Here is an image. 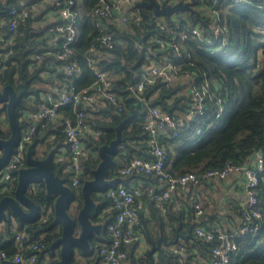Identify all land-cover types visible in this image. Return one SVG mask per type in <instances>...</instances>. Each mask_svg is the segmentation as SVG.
<instances>
[{"label":"trees","instance_id":"trees-1","mask_svg":"<svg viewBox=\"0 0 264 264\" xmlns=\"http://www.w3.org/2000/svg\"><path fill=\"white\" fill-rule=\"evenodd\" d=\"M21 1L0 0V85L12 84L18 91H24L16 108L19 122L24 129L32 121L29 113L40 103H49L46 97L48 94L57 98L59 94L54 88L61 86L68 76L64 69L67 61L58 59L56 48L48 43L49 26L35 25L36 18L32 15L34 10L20 21L17 30H9L13 17L11 10L19 7ZM26 1L29 5L38 3L37 0ZM211 2L212 0H196L195 11H179L169 16H157L153 8L138 7L135 4L133 7L139 13V20L119 24L111 18L93 15L101 0L79 1L77 7L81 16L78 36L71 44L72 54L69 60H77L80 73L73 79V83L78 88L91 84L96 77L92 68L94 63L101 70L110 72L112 88L117 94L116 103L103 97L91 104L81 103L76 106L77 109L88 112L87 122L90 126V131L83 135L86 155L81 162L82 183L92 177V170L101 160L99 147L110 143L116 137V127L131 114L133 116L122 128L123 140L115 157V164L108 169L107 175L121 176V183L125 185L132 181H155L151 174L142 171H132L127 175L120 173V169L133 157L154 158L149 141L150 133L142 127L144 115L151 106L160 107L179 122L178 135L172 136V129L160 135V143L167 151L166 167L173 175L221 168L228 161L252 164L259 152L264 158V0H248L232 6L227 0L217 6L220 23L226 28L222 31V36L229 37L228 44L217 52L209 51L208 45L192 33L193 28L199 27L204 34L212 35L210 24L214 15L208 8ZM160 23L173 28L179 24L180 27L174 28L169 36ZM105 33L111 34L112 47L101 44L99 38ZM155 37L172 40L174 45L162 47L154 40ZM176 43L182 53L180 58L174 54ZM36 53L41 55L40 59L35 57ZM166 57L182 63L181 72L193 70L195 79L192 82L198 88L207 87L203 114L189 116L192 95L188 87L192 83L182 79L168 83L157 78L153 82H146L140 94L144 97L145 104H138V99L129 86L141 78L151 61H164ZM58 111V128L54 131L56 137L47 143L41 157H45L49 151L55 157L65 145L62 123L66 117H74L75 107L72 103L61 104ZM42 124L41 121L37 122L33 139L28 145L35 143L37 147L46 142V136L53 132L51 128L54 123L47 126ZM96 131L98 133L94 134ZM9 135L6 103L0 102V138H7ZM69 165V157L54 162L55 171L64 176L67 182L70 181ZM198 186L190 184L185 188H177L174 193L179 194L175 197L182 203L181 207L174 209L175 199L173 201L170 198L165 203L164 213L154 199L143 200L147 203L157 232L159 227L166 238H176L179 235L185 237L194 224L191 236L186 237L189 243L187 253L191 255L190 249L196 248L208 257L212 244L197 236L194 228L198 224L202 225L203 218L209 217L214 221L218 215L216 212L204 211L203 204L202 213L197 214L195 204L200 201L197 200ZM75 190L78 193L76 209H79L83 204L81 186ZM255 191L258 201L256 207L264 209V170ZM31 196L42 209L41 215L33 221H22L11 214L8 219L0 222V249L6 250L9 256L15 254L18 249L16 234L26 227L29 239L41 238L45 244L43 251L38 252L35 264H42L46 254L49 255L48 264H59L60 247L52 245V242L60 236L61 227L52 223L55 216L53 198L46 196L42 184L38 192L31 193ZM95 197L101 201L100 209L103 213L96 220L108 223L115 215L111 199L96 194ZM216 201L214 205L218 204L219 199ZM185 213L189 218L187 222ZM145 218L147 216L140 213L142 231L153 244H157L160 236L155 239ZM110 237L106 227L102 237L92 238L93 250L91 254L85 255L86 264H104L99 250L102 245L110 242ZM238 242L239 249L232 254L228 264H264V214L258 235L247 234L238 238ZM30 252H25L26 259ZM75 256L74 261L78 264ZM180 257L184 262L187 258L191 259L190 256ZM175 258L179 256L161 245L158 261L154 259V263L159 264V261ZM129 264H150L148 251L138 256L132 248L129 252Z\"/></svg>","mask_w":264,"mask_h":264},{"label":"built area","instance_id":"built-area-1","mask_svg":"<svg viewBox=\"0 0 264 264\" xmlns=\"http://www.w3.org/2000/svg\"><path fill=\"white\" fill-rule=\"evenodd\" d=\"M80 0H54L53 7L59 16L56 22L49 25V31L57 34V39L54 42V48L57 51V58L67 61L65 72L68 79L61 86H56L54 90L59 94L57 98L53 94H48L47 102H42L40 105L29 113V118L32 119L30 124L22 129L20 141L13 153L11 159L2 168L0 175V184L9 191H13L17 185V170L20 167L27 165L26 150L28 142L32 141L37 128V122L41 121L43 126L55 123L58 119V107L61 104L72 103L75 107L74 117L68 116L63 120L62 132L65 135V147L62 151L56 153L55 162L70 158V181L68 182L74 189L82 186L81 175L82 159L86 155L83 143V135L90 131V126L87 122L88 112L84 109H77L76 106L81 103L91 104L103 97L109 98L113 102H117V94L114 91L112 76L109 71L101 70L96 64H92L95 72L94 81L82 88H78L73 79L79 76L80 70L77 60L70 59L72 54L71 44L77 40L78 25L81 12L77 5ZM139 0H101L98 7L95 8L93 15L99 18H111L120 23H126L130 20L138 21L140 16L138 11L133 7ZM162 1V0H160ZM177 1V0H170ZM186 1V0H185ZM227 0H212L208 7L209 11L214 15V19L210 24L212 35H206L199 27L192 29L193 35L201 38L211 52H217L225 47L229 42V37L222 36V31L226 30L224 25L219 20V10L217 6ZM229 5L238 3H246L248 0H229ZM37 6V3L29 5L26 0L20 2L19 7H14L11 10L13 15L10 21L9 30L15 31L21 20L25 19L31 11ZM161 27L166 29L170 36L174 28H179L176 24L169 27L165 23H160ZM99 40L106 47L113 46L112 36L109 33L102 35ZM162 47L167 45L172 46V40H164L158 37L154 38ZM94 49V48H92ZM174 54L181 57L179 46L176 43ZM190 56V54H188ZM37 59L41 58L39 53L35 54ZM193 64L192 62L190 63ZM182 63H177L174 60L166 57L164 61H151L143 72L141 78L129 88L134 92L138 101H144L141 91L146 82H153L157 78H161L168 83L182 79L189 82L188 90L192 95L190 116L203 114L205 112L203 100L207 96L208 89L202 86V89L192 82L195 79V72L187 69L180 71ZM120 107V104H119ZM179 122L175 117L162 110L158 106L149 107L144 115L142 127L150 133V143L152 145L151 152L153 159L143 157H133L125 166L120 169V173L127 175L132 171H142L151 174L155 181L153 183H143L141 181H132L129 185L121 182L115 187L107 188L101 191L98 196H107L111 199L112 206L115 208L114 217L106 224V227L111 235L110 242L101 246L99 252L104 264H129V252L134 248L138 249L139 244L143 239V231L141 228L140 211L138 203L141 199H154L156 205L161 212H165V203L172 197V194L177 188H185L190 184L200 185L203 182L210 181L214 178L228 179L233 173H239L244 176V192L247 196L246 204L244 205L241 216L242 222L237 228L227 227L220 222L213 223L208 227L198 224L194 231L197 236L204 238L210 242L211 253L209 256V264H228L232 254L239 249L238 238L251 234L258 235L263 221L264 209L256 207L258 203L255 187L259 183L261 172L264 170V158L261 154L257 155V160L254 164L235 163L228 161L221 168H211L200 173L186 172L180 175H173L166 167L167 151L160 143V135L166 133L169 129L173 130V135L179 134ZM98 132H94L97 134ZM36 147V153L42 155L43 148ZM141 182V183H140ZM143 183V184H142ZM31 193H36L39 186L33 184L29 188ZM197 214L203 211L202 202L198 201L195 204ZM103 213L100 214V217ZM47 217L44 218L46 220ZM17 251L9 256L8 252L0 249V264H4V260H12L14 264H35L38 259V252L43 251L45 244L43 240L29 239L26 227L16 234ZM188 245L184 242H176L171 244V253L178 255L179 258L167 259L159 261V264H184L181 259L184 253L188 251ZM31 251L28 258H25V252ZM49 255L46 254L42 264H48ZM158 261V259H157Z\"/></svg>","mask_w":264,"mask_h":264},{"label":"water","instance_id":"water-1","mask_svg":"<svg viewBox=\"0 0 264 264\" xmlns=\"http://www.w3.org/2000/svg\"><path fill=\"white\" fill-rule=\"evenodd\" d=\"M196 0H139L138 7L153 8L157 16L171 15L179 11H195ZM24 91H18L12 84L0 85V101L6 103L7 118L10 127V135L7 138H0V172L11 159L20 141L22 127L16 112L17 105L21 101ZM140 106H144V101H138ZM133 116L131 114L124 119L117 127V135L110 142L99 147L98 153L101 158L98 165L92 170V177L85 179L81 186L83 204L74 214L71 212V205L76 202L78 193L67 182V179L54 169L53 152L49 151L45 157L36 153L35 143H30L26 150L27 165L17 170V185L13 191H9L0 184V222L12 216L18 220L33 221L42 213L39 204L32 198L29 190L30 186L36 184L43 185L46 196L53 198L55 216L53 224L60 225L61 234L52 245L60 247L59 264H76L74 256L76 249L83 255L91 254L93 250L92 238L102 237L106 229V221L96 218L100 217L102 203L95 197L101 191L115 187L123 179L121 176L108 177V169L115 164V157L119 151V146L123 140L122 128ZM261 154V152H259ZM1 175V173H0ZM194 224L190 227L192 234ZM178 241V236L171 241H167L162 234L157 244H153L148 255L150 264L154 263L153 253L161 248V243L174 244ZM4 264H14L12 260H4Z\"/></svg>","mask_w":264,"mask_h":264},{"label":"crops","instance_id":"crops-1","mask_svg":"<svg viewBox=\"0 0 264 264\" xmlns=\"http://www.w3.org/2000/svg\"><path fill=\"white\" fill-rule=\"evenodd\" d=\"M37 6L33 11V16L36 18L35 25L37 27H44V26H49L51 23L56 22L59 19L58 14L56 13L54 7H53V2L54 0H37ZM49 38H48V43L50 44L51 47H54V42L58 38L56 33H53L49 31ZM96 51V50H94ZM98 51V50H97ZM1 102V101H0ZM60 116V115H59ZM58 116V119H59ZM190 116V115H189ZM191 117V116H190ZM55 121V125L53 126L52 133L47 135L46 137V142L40 143L38 146L42 147L45 149V146L49 141L56 137L55 130H57V121ZM39 147V150H40ZM65 145L61 147L60 151L64 149ZM42 153V151H41ZM257 160V156L252 160V164H254ZM225 189V190H224ZM224 190V191H223ZM198 192L199 195L197 197V200H200L203 204L204 211H209V212H216L218 215L217 218L214 219V221H211L209 217H206L205 219L203 218L204 221L202 223L203 226L208 227L209 225H212L213 223L220 222L221 224L230 227V228H237L242 222V216H241V210L242 207L246 204L247 196L244 192V176L239 173H233L231 177L225 180H221L219 178H214L210 181L203 182L198 186ZM179 196L177 193H173L171 200L174 201L173 207L174 209L181 207L182 203H179V199H176V197ZM216 199H219V202L217 205H214L217 203ZM138 208L141 214L144 216H147V225L152 228V232L154 233L155 239H157L159 236H161L163 233L162 229L159 230L158 227V232H157V226L153 225L152 218H150V212L147 206V203L143 199H141L138 203ZM195 210V209H194ZM196 212V211H195ZM204 213V212H203ZM188 214L185 213V220L187 222L188 220ZM196 223V222H194ZM145 226V224H144ZM197 226V225H196ZM168 230V229H167ZM182 233V232H180ZM144 235L146 236V233L143 234V239L142 242L139 244L138 249H136L135 254L138 256L142 255L143 253L147 252L150 250L152 247L153 243L150 240H145ZM180 236V235H179ZM178 236V241L177 242H187L186 237ZM148 237V236H147ZM165 239L167 241H171L174 239V236L166 238L164 235ZM148 239V238H147ZM150 244L149 249L148 245ZM189 244V243H188ZM162 248L164 249H170L171 244H165L161 243ZM191 252L189 255L188 253H184V256H190L191 259L187 258L184 262V264H209V256H205L200 253L196 248L190 249ZM154 259L157 260L159 257V249L155 250L153 253Z\"/></svg>","mask_w":264,"mask_h":264},{"label":"rangeland","instance_id":"rangeland-1","mask_svg":"<svg viewBox=\"0 0 264 264\" xmlns=\"http://www.w3.org/2000/svg\"><path fill=\"white\" fill-rule=\"evenodd\" d=\"M76 205H77V202H74L71 205V207H70L71 212L74 213V214L77 212ZM151 230H152V228H151ZM144 239L145 240H149V237H147V235L146 236L144 235ZM148 242H150V240ZM149 247H150V244L148 245L147 249H149ZM75 254H76V256H75L76 257V261H77L78 264H86V257H85V255L81 254L79 249H76Z\"/></svg>","mask_w":264,"mask_h":264}]
</instances>
